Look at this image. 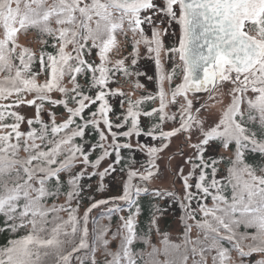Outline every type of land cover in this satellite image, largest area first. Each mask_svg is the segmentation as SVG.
Masks as SVG:
<instances>
[{
    "label": "snow or ice",
    "instance_id": "1",
    "mask_svg": "<svg viewBox=\"0 0 264 264\" xmlns=\"http://www.w3.org/2000/svg\"><path fill=\"white\" fill-rule=\"evenodd\" d=\"M157 16L161 17L159 22ZM173 24L179 31H173L175 39L166 44ZM29 30L55 40L52 46L56 54L42 49L37 57L30 48L19 45L18 34ZM129 32L131 52L112 61L110 54L121 51V38L128 42ZM41 43L46 45L47 40ZM141 46L146 50L143 56ZM94 50L98 64L86 59ZM129 58L131 65L126 64ZM37 59L40 70L34 72ZM140 59L154 64L155 94L133 100L119 88L109 87L110 83H120L118 76H135L136 88L142 87L141 76L152 80L139 70ZM168 63L170 70L165 68ZM132 66H137L135 71ZM41 74L46 78L38 82ZM89 74L82 86L79 78ZM177 77L180 82L174 83ZM65 78L71 87L65 86ZM84 88L94 94H86ZM225 89L230 103L218 120L198 115L208 112L207 101L222 96ZM53 92L63 98L54 99ZM203 93H207L206 98ZM29 94H34L33 98L24 99ZM116 96L123 98L121 107L124 103L128 106L114 124L109 98ZM9 99L11 103H0V217L4 218L0 231L10 233L11 238L0 245V264H73V260L100 264L96 258L99 248L103 249V264H137L139 257L129 245L137 239L141 209L136 198L142 194L178 203L183 232L179 243L163 234V247L153 248L150 258L141 264H209V259L211 264H244L245 257L264 254V0H164L162 7L156 0H0V100ZM157 99L158 107H142ZM45 103L63 105L67 117L58 123L49 111L50 121L45 122ZM242 103L247 105L246 112ZM21 104L34 106L35 116L25 120L10 110ZM97 104L95 111L83 115ZM173 104H179L178 126L164 130L165 121L176 120L166 111ZM141 116L155 117L158 122L145 130ZM6 118L13 122H5ZM22 122L28 130H20ZM114 127L126 130L113 131ZM89 128L99 137L90 148L76 143ZM177 134L184 135V143L195 150L184 159L190 170L185 173L183 166H177L172 173L182 183V197L173 190L150 187L151 180L168 170L169 166L161 168L158 160ZM141 135L160 141L159 146L135 144L147 155L144 170L129 168L122 194L91 200L79 215L85 191L82 180L99 176L97 190H103V178L122 163L121 150H132L131 138ZM121 138L129 139L122 143ZM213 143L224 150L234 145L232 157L206 158ZM96 149L100 154L91 159L90 151ZM248 153H258L261 163H248ZM113 156L107 167L99 170L101 162ZM222 162L227 165L223 169L226 174L217 178ZM78 164L83 167L74 173ZM61 174L68 175L66 182L60 179ZM136 177L138 184L133 183ZM61 195L66 196L64 204L47 203ZM209 197L211 206L204 202ZM73 200L77 201L74 207ZM122 204L127 206L128 215L119 216L113 236L120 237L122 247L113 252L104 238L107 228H100L98 221L99 216L119 215L125 210ZM97 209L103 211L91 217ZM65 211L67 218L61 215ZM165 211L159 205L154 208L149 224L157 231ZM90 219L97 224L91 232ZM193 227L199 233L195 239L190 235ZM232 251L237 258L231 256ZM158 255L164 259H157Z\"/></svg>",
    "mask_w": 264,
    "mask_h": 264
},
{
    "label": "rangeland",
    "instance_id": "2",
    "mask_svg": "<svg viewBox=\"0 0 264 264\" xmlns=\"http://www.w3.org/2000/svg\"><path fill=\"white\" fill-rule=\"evenodd\" d=\"M156 3L158 6H163L164 0H156ZM157 22L160 21L161 17L157 16L156 17ZM175 31L178 33L179 29L178 26L173 24L172 27L169 29V33L168 36L165 37V43L166 44H170L175 37L172 35V32ZM150 35V34H149ZM128 42H124L123 38H121V51L118 54H110V59L112 61H115L117 58H123L124 56H127L130 52H131V32L128 33ZM41 41L42 38L40 39V37L38 36L37 32L35 30H29L27 33H22V34H18V41L17 43L19 45H21L22 47H28L30 48L34 53H37L40 49L41 46ZM69 51H71V46H69ZM145 48L143 46L140 47V53L141 56L144 55L145 53ZM98 58V57H97ZM143 59L138 60V68L139 70H143L144 68H146L147 63H151V62H144L146 63V65H143V62H141ZM141 62V63H140ZM126 64L129 65L131 64V58H129L126 61ZM110 66V65H109ZM137 67V66H136ZM136 67H133L134 71L136 70ZM166 70H170L171 69V64L168 63L165 65ZM68 79L69 78H65L64 80V84L65 86L71 87V85L68 83ZM45 79L44 78H38V82H43ZM135 81H136V77H129V78H122L120 79V85H119V89L122 90L123 92H125L126 94H128L131 98L133 99H137L142 95H147L148 92L152 93L150 89H148L149 84L152 83V80H148L146 77L141 76L139 78L140 84L142 85L141 88H136L135 87ZM180 79L179 77L176 78V80L174 81V83H179ZM158 87V85H157ZM164 87L165 89L168 88V84L167 82L164 83ZM230 87V85H229ZM219 91V90H218ZM34 94H29L26 95L24 97V99L28 100V99H32ZM205 98L207 97V93H203L202 94ZM251 95V94H249ZM52 97L54 99H61L63 98L62 94H60L59 92H53L52 93ZM191 98V95H190ZM14 99V98H13ZM219 101V102H217ZM12 100H0V103H11ZM208 105L210 106L209 111L208 112H201L198 115L200 116H205L209 118V121H215L218 120L219 116L222 113V110L230 103V96L227 92V89L224 90V94L222 96H217L214 97L212 100H208L207 101ZM243 105H245L246 103H242ZM159 105V100H156L155 103V107H158ZM52 106H56L57 105H47L45 103V109L46 111H44L42 113L43 119L44 120H48V118L50 117L49 115V111L53 112L55 114V118L56 120L58 119H64V117L67 115V111L64 108L62 113H57L56 109L52 108ZM61 105H58V107H60ZM75 106V105H73ZM199 104L196 105V107H198ZM179 107V104H173L170 105L169 108H166V111L169 112L170 115H175L176 116V120L172 121V120H168L165 121L163 123V129L164 130H171L172 128L178 126L179 123V113L177 111ZM11 111H16L18 114L22 115L23 117H25V120L29 119V118H33L36 114L35 112V107L34 106H30V105H26V104H21V105H16L14 107H12L10 109ZM141 122L146 121V118L141 116L140 117ZM118 121V120H117ZM12 123V122H11ZM117 123V122H116ZM101 128H104L105 126L101 123L100 125ZM207 127V125H206ZM20 130L21 131H26L28 130V125L26 122H22L21 126H20ZM113 131H118L116 130V128L114 127L112 129ZM2 131V130H0ZM120 131V130H119ZM140 138V139H139ZM110 136H109V140H110ZM129 139V138H127ZM185 140V136L181 135V134H177L176 137L171 138L168 143L170 144V147L161 153V159L158 160V164L161 168H164L166 165H168V170L163 174V176L161 178H155L153 180L150 181V186L151 187H157V188H164V189H171V188H177V193L179 197L183 196V186L181 181L176 178L175 176H173V170H175L177 168V166H183L184 172L187 173L190 170V165L185 164L184 163V159L188 156H192L194 154V149H192L191 147H189L188 145H186L184 143ZM122 142H124V140H121ZM191 141L192 143L197 142V137L196 135H193L191 137ZM131 142L133 145H135L137 142L141 143V144H147V145H156L159 146L160 141H153L148 137H132L131 138ZM216 148V147H215ZM215 148L212 147V149L214 150ZM179 149V151L177 150ZM218 154H222V155H232V151L229 150H224L222 147H220L218 150ZM225 152L226 154L222 153ZM142 153V152H141ZM144 155V157L146 159H141L136 161L131 167H129L131 170H136V171H143L144 170V166L147 160V155L146 153H142ZM230 157V156H227ZM111 162V158H109L106 161H102L100 166H99V170H103V168L107 167V164ZM76 167L79 169V171L81 170V168L83 167V165H76ZM75 167V168H76ZM129 168L124 171L123 173H118V172H114L112 173L110 176L103 178V184H104V189L101 191H98V185L101 182V178L99 176H95V179L92 180L91 178H87L85 177L82 180V183L84 184V182L88 183V189L87 191L91 194H96L101 196L102 194H106V193H116L117 191V195H120L118 193L122 194V190H123V183L124 181L127 179V171L129 170ZM78 171V172H79ZM88 171H92L91 168L88 169ZM224 173V172H223ZM173 181H175V183H173ZM195 183V180H190V183ZM133 183L134 184H138L139 183V178L136 177L133 179ZM113 193V194H114ZM86 196L89 195H85L84 198L80 201V203L83 202L84 199H86ZM66 200V197H62L59 199V201H57V204H64ZM77 201L73 200L72 201V206H76ZM124 207V205H123ZM125 210L122 211L121 213H119V216H125V213L127 212V208H124ZM103 210V209H102ZM182 215V212H181ZM94 217L98 216L97 213L93 214ZM198 217H200L199 215H197ZM181 216H177L173 218V214L171 212H165L163 217H161L160 221H159V230L157 231L156 229L154 237L150 240V244L148 246V248L146 249V253H145V257L148 256V253L151 252V250L153 248H162L163 247V232L165 231V234L168 235V238L171 242H173L176 239V243H179L181 241L182 238V232H183V223L180 219ZM197 217V218H198ZM169 218L171 221L170 224H166L165 219ZM110 220V219H109ZM189 223H191V221H189ZM119 224V219L116 222V225L113 226L112 229V235L113 233L116 231L117 226ZM103 228V227H101ZM243 229V228H242ZM198 230L196 227L192 228V231L190 233L191 238L195 239L198 235ZM109 236V235H108ZM109 242H113V244L111 246L114 247L115 250L118 249V246L121 242L120 237H114V239L112 238V240L108 239ZM111 243H109L108 245H110ZM108 248L113 251L111 249L110 246H108ZM257 257L256 258V264H258L259 261L264 260V254L261 253H257Z\"/></svg>",
    "mask_w": 264,
    "mask_h": 264
},
{
    "label": "trees",
    "instance_id": "3",
    "mask_svg": "<svg viewBox=\"0 0 264 264\" xmlns=\"http://www.w3.org/2000/svg\"><path fill=\"white\" fill-rule=\"evenodd\" d=\"M36 31V30H35ZM37 32V31H36ZM40 39L42 38V40H47V44L44 45V44H41L40 46V49L36 54V56L38 57L41 50L43 49L44 51L46 52H50L52 54H56V49L52 46L54 43H56L55 40H53L51 37H48V36H39ZM86 59H90L92 61H94L95 63H99V59L97 58V55H96V51L94 50L90 57H86ZM151 62V63H144V62ZM141 62H143V65H146V68H144L143 70H141L142 72H146L148 76H152L153 79H152V83L149 84V88L151 90V92L153 94H155L157 91H158V83H157V79H156V76H155V70H154V64L151 60H148V59H143ZM140 62V63H141ZM139 64V63H138ZM131 65V64H129ZM133 67H136V66H132V70L134 71ZM40 70V65H39V61L38 59L36 60V62L34 63L33 67H32V71L34 72H39ZM38 78H46L44 74H41L38 76ZM122 78H125L123 76H118V79H122ZM87 79H90V74H89V77L85 78V77H80L79 78V82L82 84V86L85 84L86 80ZM127 79V78H126ZM119 84H116V83H110L109 84V87L110 88H119ZM84 91L86 92V94H90V95H93L94 93L92 92L91 89L89 88H84ZM122 91V90H121ZM150 92H148L149 94ZM122 97H119V96H116V97H110L109 98V103L110 105L112 106V112L109 114L110 115V119L113 121V123L115 124L116 122L118 123L119 120L117 119L123 112L124 110L127 108V103H124L123 104V107H121V101H122ZM133 99V98H131ZM135 100V99H133ZM156 103V101H155ZM155 103L153 102H146L144 105H142V107L145 109V110H150V108H153L155 107ZM47 105H49L48 103H46ZM74 104L70 103L69 106H73ZM96 107H98V104L97 105H91L89 109H86L85 110V113L83 114L85 117H87L89 115V113L91 111H95ZM52 108L56 109L57 113H62L64 110V106L61 105L60 107H57L56 106H52ZM241 108H242V111H245L247 110V105H241ZM67 117V115L64 117V119ZM146 118V121L144 122H141V126L142 128H144L146 130L147 127H149L152 123H157L158 120L153 117V118ZM44 120V119H43ZM118 120V121H117ZM45 122H49L50 121V117L48 118V120H44ZM58 123L59 122H62L63 119H58L56 120ZM7 123H11L13 122L11 118H6V121ZM254 126V125H253ZM163 128V126H162ZM118 130V129H116ZM120 131H123V130H126V128L124 129H119ZM118 130V131H119ZM142 137H146L144 135H141ZM99 137H98V134L92 130L91 128H89L87 130V134L86 136L83 138V140H81L80 138H77L76 139V143H84L86 146H90L91 145H94L97 141H98ZM140 139V138H139ZM121 140H124V142H127V138H121ZM120 140V142H122ZM123 143V142H122ZM215 148L214 150L212 149ZM220 148L219 144L218 143H213L211 145V147L209 148L207 154H206V158L208 159H215V158H219L220 156H223L225 159L229 158L227 156H230L232 157V155H227L225 152H222L224 154H226L227 156L225 155H222V154H218V149ZM233 149H234V145L233 146H230V148L228 149L229 151H232L233 153ZM100 154V151L99 149H96L95 151H90V157L91 159H95L96 156H98ZM21 155H24L23 152H21ZM121 158H122V163L117 166V171L118 173H123L124 171H126L129 167H131L136 161L138 160H141V159H146L144 157V155L138 150L135 148V145H133V149L132 150H127V149H122L121 150ZM114 159V156L111 157V160ZM246 160L248 163L250 164H255V165H258L261 163L262 161V157L258 154V153H248L246 155ZM125 165H127L128 167L126 168ZM226 164L225 163H221L220 164V169L221 171L219 172V175L217 178H220L221 176L225 175L226 173L223 171V169L226 168ZM76 167V166H75ZM73 169V172L76 173L79 171V169L76 167ZM121 168H124L125 170L123 172L120 171ZM210 171V169L208 170ZM224 172V173H223ZM60 179L62 181H67L68 179V175L67 174H61L60 176ZM92 180L95 179V176H93L91 178ZM193 180V179H192ZM195 180V179H194ZM85 184V191H84V194L83 196L85 195H89V196H86V199L83 200L82 203H80V208H79V215H82L85 208L87 207V205L89 204V202L91 200H94V199H100V198H106L107 196H115L117 195V191L116 193H114L115 190H113V193H106V194H102L101 196L99 195H96V194H91L87 191L88 189V183L87 182H84ZM193 185L195 184L194 182L192 183ZM151 187V186H150ZM67 184L65 183L64 184V191H67ZM152 189H156L157 187H151ZM168 190H173V191H176L177 192V188H171V189H168ZM195 191V189H193ZM118 194H121V193H118ZM62 197H66L65 195H61L59 196L58 198H50L47 203L49 205H51L52 203H57V201H59L60 198ZM139 202V206H140V213L137 217V223H136V233H137V239L134 240L133 244L132 245H129V247L131 248L132 252L135 254L136 257H139V259H137V264H141V260H148L150 257L147 256L145 257V253H146V249L148 248L149 244H150V240L154 237V234H155V228L154 227H151L150 224H149V221L150 219L152 218V213L154 211V208L156 206H161V207H164L166 209L165 212H171L173 214V218L174 217H179L181 216V212H182V209L179 207L178 203H173L169 198H165L164 200H157V199H154L152 198L150 195H143L141 197H137L136 198ZM205 203H207L209 206H211L212 204V200L211 198L209 197L207 200L204 201ZM59 204V203H58ZM123 206V204H122ZM127 208L126 205H124V208ZM193 207H196V203L193 202ZM135 209L133 208V211ZM95 213L100 214L101 211H103L102 209H97V210H94ZM94 211L91 213V217H94L93 214H94ZM61 215L64 216L65 218H67V212H61ZM128 215V208H127V212L125 213V217H127ZM97 217V216H96ZM198 217V216H197ZM200 217H198L197 219H199ZM3 217H0V226H2L3 224ZM110 219V220H109ZM119 219V215H116V214H113L111 216V218H109L107 215H104V216H99V221H98V226L101 228H107V231L104 233V238L105 239H110L112 240V238L114 239V236L111 234L112 233V229H113V226L116 225V222L117 220ZM166 221V224H170L172 220H170L169 218H166L165 219ZM97 224H94V222L90 219L89 221V230L91 232V230L93 229V227H96ZM241 231H243V229L241 228ZM164 234H165V231H162ZM109 235V236H108ZM11 238V234L6 232V231H0V245H4L6 244L7 240ZM171 240V239H170ZM174 243H176V239L173 241ZM111 243L110 246L111 249L113 250V252H119L121 250V242L118 246V249L115 250L113 246H111L113 244V242H109ZM90 245H91V241H90ZM230 247V245H228ZM122 255V253H121ZM257 253H254L248 257H245L244 258V264H256V258L258 259L257 257ZM231 256L235 259L237 258V253L235 251H232L231 252ZM96 258L97 260L100 262V264H103V260L105 259V257L103 256V249L102 248H99L96 252ZM107 259H111V257H107ZM157 259L159 260H163L164 259V256L163 255H158L157 256ZM73 264H77V262L75 260H73ZM209 264H211V260L209 259Z\"/></svg>",
    "mask_w": 264,
    "mask_h": 264
}]
</instances>
